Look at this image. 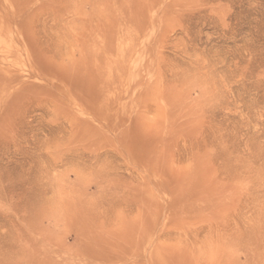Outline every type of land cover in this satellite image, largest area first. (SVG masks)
<instances>
[{"label":"rangeland","instance_id":"rangeland-1","mask_svg":"<svg viewBox=\"0 0 264 264\" xmlns=\"http://www.w3.org/2000/svg\"><path fill=\"white\" fill-rule=\"evenodd\" d=\"M0 264H264V0H0Z\"/></svg>","mask_w":264,"mask_h":264}]
</instances>
